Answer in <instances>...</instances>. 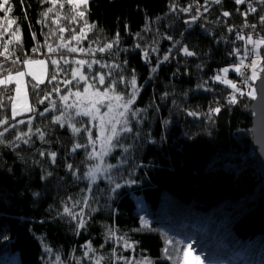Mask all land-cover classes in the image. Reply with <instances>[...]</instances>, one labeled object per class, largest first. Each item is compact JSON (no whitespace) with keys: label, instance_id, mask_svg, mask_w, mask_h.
I'll use <instances>...</instances> for the list:
<instances>
[{"label":"trees","instance_id":"1","mask_svg":"<svg viewBox=\"0 0 264 264\" xmlns=\"http://www.w3.org/2000/svg\"><path fill=\"white\" fill-rule=\"evenodd\" d=\"M250 3L256 11L245 17L241 13L248 11L249 2L237 4L235 0L219 4L213 0H89L79 9L85 11V17L77 22L70 19L74 12L67 0H59L48 17L42 13L52 7L50 3L23 0L22 5L21 0H10L12 12L0 11V53H4L0 55V76L20 70L25 59L41 51L47 54L48 78L39 85L40 96L54 87L64 94L66 87L72 92L82 89L84 84L72 76V70L79 67L85 74H105V84L98 85L101 88L121 75L130 79L134 70L139 91L132 107L146 111L139 114V123L132 120L133 133L121 139L125 146L131 145L129 151L116 148L106 157L107 163L119 165L112 176L121 188L112 192L114 185L100 179L89 190V181L72 174L87 170L85 150L71 151L74 143L86 139L73 137L67 125H53L58 111L37 115L57 92L38 104L32 87L37 81L30 77L35 110L18 115L16 120L25 123L10 128L4 137L13 140L28 132L29 116L34 117L33 133L40 128L49 134L45 140L32 135L27 145L17 142L20 147L15 150L0 145V264H57L56 255L63 264H96L99 257H103L100 264H125L116 259L119 256L134 262L147 258L152 264H184L182 249L189 243L192 255H201L204 264H264V178L252 142L250 104L254 96L245 92L232 103L226 97L228 86L213 79L223 66L243 56L251 30L256 33L253 38L264 36L260 24L264 2ZM189 6L191 11H183ZM224 11L231 15L223 16ZM194 15L197 19L192 21ZM85 21L94 25L91 31ZM245 22L256 28L243 27ZM81 29L83 36L74 39ZM237 33L245 40L237 39ZM117 34L118 42L111 49L98 51L117 40ZM175 41L180 43L173 47ZM49 46L56 51L49 52ZM184 46L196 55H185ZM71 48L85 51L71 52ZM235 49L240 50L239 55H229ZM262 53L264 56V45ZM166 55L168 60H164ZM52 60L58 64L53 65ZM79 60L92 67L78 65ZM97 60L100 63H93ZM112 61L120 67H111ZM52 74L57 79L49 82ZM65 80L72 85H65ZM128 90L118 84L114 91L126 95ZM5 91L0 86V93ZM0 100L5 104L0 119L7 117L9 123H16L11 119L12 102L6 95H0ZM215 107L220 112L210 113ZM82 119L87 123L89 118ZM3 128L0 125V132ZM97 131L94 127V138ZM40 151L55 152V163L47 155L41 157ZM125 159L127 163L121 164ZM46 173L51 176L41 179ZM142 202L149 212H144ZM65 205L77 214L83 208L84 228L77 230L76 221L63 211ZM141 218L148 219L147 226ZM108 228L116 229L112 239L107 238ZM120 236L133 246L125 248L123 241L117 242ZM89 244L95 251H89ZM165 247L171 260L164 255Z\"/></svg>","mask_w":264,"mask_h":264},{"label":"snow or ice","instance_id":"2","mask_svg":"<svg viewBox=\"0 0 264 264\" xmlns=\"http://www.w3.org/2000/svg\"><path fill=\"white\" fill-rule=\"evenodd\" d=\"M42 3L47 2L52 4V7L47 8L43 13L42 17H48L49 13H52L56 9V5L59 2V0H41ZM207 2V0H206ZM213 2L219 4L221 3V0H213ZM249 2V8L248 11L241 13V15L247 17L249 12H255L256 8L251 6L250 0H235V3L237 4H243ZM264 2V0H262ZM67 3L71 5V11L74 12V15L71 16V20H75L79 22V20H83L85 17V11L79 10L81 5H87L88 0H67ZM21 4L23 5V0H21ZM59 6L61 8L64 7L63 3H60ZM12 7L10 6V0H3L2 3H0V11H4L6 13H11L12 12ZM183 11L188 12L191 11V6L188 8L183 9ZM204 11H207V8L204 9ZM197 12H199V9H197ZM223 16H230L231 13L224 11L222 13ZM197 19V16H192L191 20L195 21ZM57 24H59V19L57 18L55 21ZM9 23H15V21H9ZM260 24L264 25V16L260 17ZM85 25L88 28L89 31L92 30L94 25H88L87 22L85 21ZM243 27L248 28L251 27L253 29L256 28L255 24L249 25L247 22L243 25ZM66 29L60 28V31L63 32ZM81 35L80 36H74V39L79 40L83 36V29L80 30ZM228 31H233V28H229ZM13 35H15L13 33ZM35 36V34H33ZM118 36L117 34V40H114L112 43H107L103 47L99 48V52H105L108 49H111L113 47V44L118 42ZM16 39L18 40L19 37L17 36ZM167 39L172 40V37L169 36ZM237 39L239 40H245V36L240 35L237 33ZM247 42L252 44L253 47L251 49H248L247 47L244 49V58H247L249 56H252L253 54H256L258 51V46L261 44H264V38H259L256 40L252 39V36L249 35L247 37ZM180 41H175L173 44V47H175L177 44H179ZM65 45H60L59 47H64ZM139 47V45H137ZM155 51L156 49H152ZM183 53L187 56H194L196 55L195 52H192L189 50L187 46H184L182 49ZM8 49L5 47V52H7ZM34 51H39V48L34 49ZM49 52H54L56 49H53L51 46L48 47ZM71 52H76V51H85V49L80 48H71ZM90 51V49L88 50ZM240 50L235 49L233 52H230L229 55H239ZM0 55H4V53H0ZM145 59H148L149 53L147 50L145 51ZM63 58V57H62ZM240 60V62L234 66L235 71L240 72L241 68H246L248 67L247 65H244L243 59ZM169 56H164V60H168ZM67 63V61H65ZM15 63V61H13ZM23 63L27 66H30L31 64H40L43 65L45 61L43 60H30V59H25ZM78 65H85L87 62L84 60H79L76 61ZM93 63H100V61H93ZM126 63V62H125ZM53 65H57L58 61L52 60ZM109 65H104V67H108ZM87 67L91 68L92 64L87 63ZM111 67L114 68H119L120 65L118 64H113ZM159 67V63L157 64L156 67H153L151 69L152 72H156L157 68ZM257 60H252L251 62V68H252V74L250 79H256L258 77V72H257ZM261 71H264V68L260 69ZM7 71V70H3ZM229 71L228 67H225L220 70L221 73L227 74ZM33 75V78L37 80V83L32 84V87L34 90L37 92V103L38 104H43L45 100H49V98L52 96L53 92H59L60 89L59 87H54L52 91L45 93L43 96L39 95V85L44 83L43 80H40L38 77H35L33 73L28 72L25 73L23 71H17L15 73V82H16V88L15 92L17 96L20 95L21 93V78L24 77L25 75ZM72 76L75 79L77 76H79L80 80H84L85 84L83 85V94L77 89V91L73 94L71 91L70 87H66L65 91L68 93L67 95H61L59 99L63 101V105H57L56 101L54 100H49V106L45 107L43 112H37V115L43 117L46 113H49L51 111H58L59 115H56L53 117L51 123L53 125L59 126L61 128L65 127L66 125L69 127L72 136L73 137H81L86 139L85 143H79L76 142L73 144L71 151L76 152L78 149H84L86 152V162H87V170L83 172L82 174L78 175V169L73 171L72 174L75 176L77 179H83L89 181L88 188L91 190V185L95 184L98 180L104 179L107 180L111 185H114L110 190L112 192H115L117 189L121 188V184L116 182L112 176V170L113 169H118L119 165L116 164H109L106 162V157H108L116 148H120L123 150L124 153H127L129 151V148L131 145L125 146L123 143H121L122 137H126L127 134L133 133V128L131 127V122L132 120H136L139 123V114L142 111H146V109H134L132 105L134 104L136 100L137 93L139 91V87L136 82V76L135 72L133 70L132 76L130 79H126L124 76H120L119 80L112 79L110 83H108L104 91L101 92L99 88H96L94 92L90 93L89 89L94 88L96 83H97V76L94 75L91 77L93 80V84H88L87 80L89 79L88 77L84 76L79 72V68L73 69L72 70ZM108 77L112 76V73L107 74ZM13 75L9 73L7 76L0 78V86H7L13 82ZM57 75L52 74L50 81L51 80H56ZM214 80L221 81L227 85H230L231 88L235 89L236 91H240L237 89L236 84H234L232 81L224 79L221 74H217L213 77ZM106 80V75L105 74H98V83L100 85H104ZM247 82V79L245 80V83ZM65 85H72L71 80H65L64 81ZM118 84H123L126 89H129L127 91V94L125 93H115L114 90L116 89ZM113 91V95H109V91ZM241 94H243L241 92ZM249 95H253V92H249ZM0 95H6V93H0ZM74 95L75 99L73 100V103L69 104L67 101L69 100V97ZM167 95V94H165ZM8 100H12L13 98L11 96L6 97ZM231 102L235 103L236 99L234 94L231 95ZM5 107L4 101L0 100V108ZM106 109L105 111H101V109ZM35 109L31 106L25 105L24 106V111L25 112H33ZM219 107L211 108L210 113H219L220 112ZM20 115L19 112L16 110V104L15 102L12 103V120H16V117ZM189 115H197L196 113H189ZM87 117L88 122L86 123L82 118ZM131 118V119H130ZM34 117L29 116L28 117V132H21L18 135L14 137L13 140H6L4 137V133L8 132L9 129H16V126L18 124H24V120H16V123H9V119L5 117L4 119H0V125H3V131L0 132V145H4L5 147H10L12 149H18L20 147V143H23L25 145L30 144L32 142V135H37L41 140H45L46 135L49 133L41 130L40 128H36L35 132L33 133V129L31 127L32 120ZM93 122H98V123H93ZM77 124L80 126L77 127ZM96 127L98 128L97 133L95 134V138L93 137V128ZM82 134V135H81ZM135 138L139 137V133L134 134ZM99 145V147H97ZM91 148V151H88V149ZM39 155L41 157L48 156L52 163H55L56 161V153L55 152H50L46 153L44 151H40ZM19 159H23V157L17 156ZM95 161V162H93ZM36 163H39L37 161ZM121 164L127 163L126 159L121 160ZM67 168L69 170H73V165L68 164ZM48 176H51V173H46L45 176H42L41 179H47ZM134 183L135 181H131ZM34 195H39L38 193H34ZM71 199V198H70ZM79 203V202H77ZM83 203L87 206L88 205V200L85 198ZM64 213L68 214L69 216L72 217L73 220L76 221V228L77 230L82 229L86 225V220H85V213L83 208H81L80 212L74 213L67 205H65L63 209ZM95 211V209H93ZM142 224L147 226V221L143 220L141 218ZM139 230V229H137ZM108 239H112L113 237L116 236V229L115 228H108ZM123 241V245L125 248H131L133 245L128 242V240L120 236L117 239V242ZM169 244L173 243L171 240L168 241ZM178 243L183 244V241H179ZM45 251L48 252L49 254L52 253V250L45 245ZM89 251H95L94 249L91 248L89 244ZM183 251V256H184V264H204L201 255H192V244L189 243L186 245ZM116 250L113 249V255H115ZM85 255L87 256L88 253L86 252ZM164 255L167 259L171 260L173 257L169 254V250L167 247L164 249ZM192 255V260L189 261L188 257ZM103 259V257L95 258L96 264H100V261ZM117 260H124L125 264H152L151 261H148L147 258H144L140 261L134 262L132 259H129L124 256H119L116 257ZM55 260L57 264H63V261L61 260L59 255H56Z\"/></svg>","mask_w":264,"mask_h":264},{"label":"rangeland","instance_id":"3","mask_svg":"<svg viewBox=\"0 0 264 264\" xmlns=\"http://www.w3.org/2000/svg\"><path fill=\"white\" fill-rule=\"evenodd\" d=\"M89 1V0H88ZM82 6V5H81ZM264 37V36H263ZM263 37H258V38H253V36H252V39L253 40H256V39H259V38H263ZM246 41H247V39H246ZM264 44H261V45H259L258 46V51H257V53L256 54H254V59L253 60H257V65H258V67H257V72H258V77L256 78V79H253L250 83H248V86H247V89H246V93H249V92H253L254 94L252 95V96H256L257 95V93H256V90H255V84H256V81H257V79L259 78V76H260V74H261V68H264V63H263V60H264V56H263V53H262V46H263ZM246 47L248 48V49H251L252 47H253V45L252 44H248V42L246 43ZM245 47V48H246ZM46 53L45 52H43V51H41V52H39L37 55H34V56H31V57H29V58H27V59H30V60H43V61H45V63L43 64V65H40V64H35V63H33V64H31L30 66H27V65H25L24 64V67L23 68H21L20 70H17V71H23V72H25V73H28V72H31V73H33L34 74V76L35 77H38L40 80H43L44 82L47 80V78H48V61H47V59H46ZM40 56H42L43 57V59L42 58H39ZM242 56V55H241ZM240 56V57H241ZM8 59H11V57H7ZM242 59V57L239 59V61H237V62H235V63H233V64H229V65H225V66H223L221 69H223V68H225V67H228L229 68V71H228V73L227 74H223V73H221L220 72V70L219 71H217L216 72V74L215 75H217V74H221L222 75V77L224 78V79H227V80H230V81H232L234 84H236L235 83V77H232V75H231V72H236V73H239V72H237V71H235V69H234V66L235 65H237L239 62H240V60ZM112 62H114V64H117V62H115V61H112ZM102 66H104V65H102ZM71 67H73V66H71ZM76 67V66H75ZM77 69V68H76ZM251 70H252V68H251ZM17 71H14V72H8V73H6V74H4V75H2V76H0V78H3V77H5V76H7L9 73H11L12 75H13V77H14V79H13V82L11 83V84H9V85H7L6 87H5V93H6V97L7 96H11L13 99L10 101V102H15V104H16V110H17V112H19L20 113V115L21 114H26V113H29V112H25L24 111V106L25 105H28V106H31L32 107V102H31V98H30V93H29V79H30V77H32L33 78V75H25L24 77H22L21 78V93H20V95L19 96H17V94H16V92H15V88H16V82H15V73L17 72ZM79 72L81 73V74H83L84 76H86V77H88L89 79L87 80V83L88 84H93V80L91 79V77L92 76H94L93 74H96L97 75V80H98V74H101V73H90V74H88V73H84L83 72V69H82V67H79ZM214 75V76H215ZM82 84H85V81L84 80H80L79 79V76H77L76 77ZM34 79V78H33ZM35 80V79H34ZM35 81H37V80H35ZM138 80H137V78H136V82H137ZM38 82V81H37ZM218 82H221V81H218ZM223 83V82H222ZM225 84V83H224ZM99 85V83H96V85H95V87L94 88H90L89 89V92L90 93H92V92H94L95 91V89L96 88H99L100 89V91L101 92H103L104 91V88H101V87H99L98 86ZM227 85V84H226ZM229 88H231L230 87V85H227ZM231 89H233V88H231ZM79 91L81 92V94H83V88L82 89H79ZM76 91H73L72 93L74 94ZM115 92V91H114ZM116 93V92H115ZM68 93H66V94H64V92L63 91H59V92H57V97L54 99V101H56V103H58V102H62V105H63V101H61L60 99H59V97L61 96V95H67ZM114 93H113V91L112 90H110L109 91V95H113ZM75 99V96L74 95H72V96H70L69 97V100L67 101V103H73V100ZM106 109H101V111H105ZM93 123H98V122H93ZM97 147H99V145H97ZM106 162H107V160H106ZM142 204H143V207H144V212L146 213V212H149V209H148V206H147V204L146 203H143L142 202ZM145 221H148V219L147 220H145ZM177 260H179L178 258H177Z\"/></svg>","mask_w":264,"mask_h":264},{"label":"water","instance_id":"4","mask_svg":"<svg viewBox=\"0 0 264 264\" xmlns=\"http://www.w3.org/2000/svg\"><path fill=\"white\" fill-rule=\"evenodd\" d=\"M255 90L257 95L254 96L250 104L252 113V142L256 148L257 164L264 178V71L261 72L256 81Z\"/></svg>","mask_w":264,"mask_h":264},{"label":"built area","instance_id":"5","mask_svg":"<svg viewBox=\"0 0 264 264\" xmlns=\"http://www.w3.org/2000/svg\"><path fill=\"white\" fill-rule=\"evenodd\" d=\"M255 34L256 33L254 31H252V30L250 31L251 36L254 37ZM40 58H43V57L40 56ZM242 58H244V54H243ZM253 59H254V54L252 56H249V57L243 59L244 65H247L248 67L241 68V71L238 73L237 77H235L236 87L240 91H236L235 89H231L228 87L227 92H226V97L228 100H231L232 94H234L235 99H236L242 95L241 92L243 94L245 93L247 86H248V83H250L252 81V79H250V77L252 74L251 62ZM246 79H247V82L245 83Z\"/></svg>","mask_w":264,"mask_h":264},{"label":"clouds","instance_id":"6","mask_svg":"<svg viewBox=\"0 0 264 264\" xmlns=\"http://www.w3.org/2000/svg\"><path fill=\"white\" fill-rule=\"evenodd\" d=\"M238 74V73H237Z\"/></svg>","mask_w":264,"mask_h":264}]
</instances>
